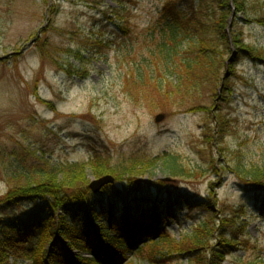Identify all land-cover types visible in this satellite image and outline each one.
<instances>
[{"label": "rangeland", "instance_id": "1", "mask_svg": "<svg viewBox=\"0 0 264 264\" xmlns=\"http://www.w3.org/2000/svg\"><path fill=\"white\" fill-rule=\"evenodd\" d=\"M91 1L0 0V201L25 183L32 164L83 165L89 185L96 180L86 163L93 151L103 159L111 157L112 164L120 157L166 152L178 156L190 176L170 180L156 169L133 180L143 197L159 198V188L163 196L171 191L176 198L182 194L205 210L180 208L178 225L162 220L173 244L181 245L207 214L216 215L218 224L223 210L230 213L242 207L244 216L226 215L235 224L229 240L236 239L238 245L222 264H264V213L247 196L238 173L241 167L264 164V59L251 61L233 42L238 37L245 48L264 54V25L259 22L264 0H228L229 44L228 49L217 48L222 52L216 59L219 81L207 83L192 96L194 107L171 108L166 113L157 110L162 101L154 85L146 88L153 100L130 95L125 85L129 79V92L135 91L134 68L150 76L151 68L146 69L142 61L148 59L151 45L142 35L155 25L170 0ZM192 3L195 7L197 1ZM120 7L129 19L127 35L119 21L109 20V12ZM194 10L190 18L196 15ZM175 85L166 89L178 93ZM224 93L230 99L222 110L228 127L218 136L211 119L220 113ZM158 115L163 116L160 122L155 121ZM206 129L208 136H204ZM126 187L125 182H114L107 188L122 193ZM16 211L1 209L0 221L6 216L21 219ZM109 235L115 236L116 231ZM175 249L183 248H172L169 257L175 263L187 264L189 258L198 257L194 253L188 258ZM147 252L143 250L144 258ZM127 257L126 264H148L134 254Z\"/></svg>", "mask_w": 264, "mask_h": 264}, {"label": "trees", "instance_id": "2", "mask_svg": "<svg viewBox=\"0 0 264 264\" xmlns=\"http://www.w3.org/2000/svg\"><path fill=\"white\" fill-rule=\"evenodd\" d=\"M194 1H197L195 7ZM236 3L238 9L239 3ZM193 9L196 15L190 18L194 14ZM261 12L259 22L264 25V4ZM109 13L110 22L119 21L124 35L129 34L126 9L120 7ZM230 13L228 0L166 2L155 25L142 35L143 40L151 45L148 59L142 61L146 69L151 68L150 76L146 79L142 68H134L137 83L134 81L132 85L135 91L129 92L131 85L128 79L125 85L127 92L149 100L146 88L154 85L162 101L157 110L162 113L169 112L171 108L183 111L186 106L194 107L196 102H193L192 96L207 83L219 81L216 59L222 52L217 48L224 45L228 49L229 36L225 28ZM233 42L239 48L238 52L251 61L264 59L261 51L245 48L240 38L234 36ZM261 64L264 65V62ZM172 83L176 84L174 89L178 93L166 89ZM228 92L231 93L230 87ZM223 98L220 113L211 119L216 124L218 136L223 135L228 127V117L223 112L230 99L227 93ZM170 101L174 104L169 105ZM208 135L206 129L204 136ZM86 163L96 179L111 175L115 182L127 184L125 190H138L133 179L145 171L159 169L170 180L186 178L191 173L181 165L178 156L168 153L157 157L129 155L112 164L111 157L103 159L97 151H93ZM84 169L85 166L74 163L53 166L36 163L28 166L25 183L12 188L0 201V211L8 207L9 210H17L15 214L19 213L22 217L12 220L4 215L5 219L0 221V264H9L10 260L11 264L22 261L31 264H126L129 254L141 257L148 264H181L170 259L172 248H183L175 250L188 258L197 254L196 259H188L190 264H222L231 253L230 249L238 245L236 239L229 240L228 235L235 230V224L226 215L242 217L245 215L242 207L230 210V213L228 209L223 210L218 224H215L216 215L207 214L202 222L193 226L181 245H175L163 229L162 220L169 219L178 225L176 213L180 208L205 210L192 205L190 199L182 194L176 198L171 191L163 196L162 189H158L159 198L141 195L130 198L127 193L110 192L109 186H106L94 196ZM238 173L247 196L259 212H264V164L241 167ZM22 206L28 209L23 211ZM57 212L61 214L56 216ZM112 231H116L115 236L109 235ZM216 240L220 243L217 247L212 245ZM146 249L148 252L144 258L142 252ZM73 251L78 254L73 255ZM83 253L90 257L79 256Z\"/></svg>", "mask_w": 264, "mask_h": 264}, {"label": "water", "instance_id": "3", "mask_svg": "<svg viewBox=\"0 0 264 264\" xmlns=\"http://www.w3.org/2000/svg\"><path fill=\"white\" fill-rule=\"evenodd\" d=\"M162 119H163V116L158 115L155 118V121L160 122ZM111 184H114V179L111 176L107 175V176L100 177L96 179L95 181L91 182L89 184V189L94 196H97L100 193L102 188H104L107 185H111Z\"/></svg>", "mask_w": 264, "mask_h": 264}]
</instances>
